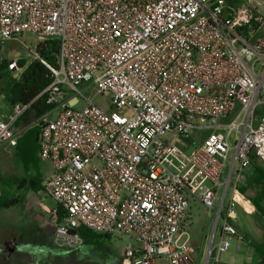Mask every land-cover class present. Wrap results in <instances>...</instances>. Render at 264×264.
<instances>
[{
	"label": "built area",
	"instance_id": "2783aa9c",
	"mask_svg": "<svg viewBox=\"0 0 264 264\" xmlns=\"http://www.w3.org/2000/svg\"><path fill=\"white\" fill-rule=\"evenodd\" d=\"M259 5L0 0V44L26 32L59 39V66L41 59L53 81L0 117V145L12 147L21 134L16 124L41 94L55 105L41 116L38 153L52 166L44 185L57 202L48 210L57 248H80L83 226L135 239L119 264H155L162 257L193 264L191 199L210 211L218 203L213 235L222 219L220 241L208 250L206 264L229 250L232 237L242 240L233 203H241L243 170L254 160L264 164ZM19 69L16 59L8 62V70ZM82 83L109 92L113 110L86 97ZM77 95L84 97L82 108Z\"/></svg>",
	"mask_w": 264,
	"mask_h": 264
},
{
	"label": "rangeland",
	"instance_id": "374dc122",
	"mask_svg": "<svg viewBox=\"0 0 264 264\" xmlns=\"http://www.w3.org/2000/svg\"><path fill=\"white\" fill-rule=\"evenodd\" d=\"M260 1L259 9L264 13V0ZM258 36H264V27L258 33ZM42 38L38 35L26 32L18 39L10 40L5 44H0V57L9 62L12 59L18 61L21 69L10 71L13 77H19L23 71L20 65V60L24 59L26 64L36 59V46ZM80 88L83 90L86 97H93V102L106 112L113 110L111 102V94L109 92L98 93L93 86L82 83ZM70 97L75 96L74 93L69 94ZM80 103L77 108L84 106V97L79 96ZM9 103L5 97L0 94V116L4 114L9 107ZM57 110L51 113L55 116ZM42 118L35 111L28 113V116L20 120L16 124V129L20 131V136L23 132L32 126L41 127ZM226 132L225 128L219 129ZM210 130L204 131L206 135ZM202 137H200L201 139ZM199 138L197 140H200ZM233 143V140H231ZM233 151L231 155H233ZM39 158V153L37 151ZM38 166L34 164L25 167L15 154V150L7 145H0V191L1 196H16L20 199L18 203L11 204L0 208V244L2 252L0 255V264H119L122 253L128 245L136 246L135 239L120 235L104 236L96 238L93 241L83 243L82 250L75 253L63 252L55 249L52 244L51 234L54 230L53 222L51 223V215L48 210L57 207L56 200L49 195L45 190H32L31 188L22 187V190H16L14 185L13 190H7L4 185L5 181L12 182L15 177L31 178L37 174V169L43 173V180L52 173V166L49 161H44L39 158ZM229 165V162L226 163ZM253 166L262 167L264 164L258 160L253 161ZM247 170L243 172V177L246 176ZM249 176V174H248ZM252 176V175H251ZM256 173L250 177L249 186L254 190L250 193V198L255 205L256 211H248L233 203L235 211L236 223L244 233H247L248 240H240L238 237H232L231 246L228 251L219 255L216 260L215 256L210 258L209 264H255L260 261V254L257 251L255 244L257 242L264 243V196L260 197V192L264 190V185L256 182ZM14 184V183H13ZM232 186H229L226 193V206L229 204L232 197ZM15 190V191H14ZM14 191V192H12ZM18 195V196H17ZM258 201V205L257 202ZM192 202L193 221L188 228L190 233V244L195 249V263L206 264V256L210 248H214L220 241V225L215 228L216 214L218 211V203L213 210L210 209L201 201ZM250 206L247 202L245 205ZM263 206V207H262ZM261 211H257L260 210ZM10 242H14L15 246L21 248V252L15 257L14 247H10ZM240 244V249L237 248ZM33 246L32 248H29ZM76 251V250H72ZM30 254H33L31 256ZM155 264H172L166 258H158Z\"/></svg>",
	"mask_w": 264,
	"mask_h": 264
},
{
	"label": "trees",
	"instance_id": "16d2710c",
	"mask_svg": "<svg viewBox=\"0 0 264 264\" xmlns=\"http://www.w3.org/2000/svg\"><path fill=\"white\" fill-rule=\"evenodd\" d=\"M36 51L40 58H36L28 64H26L24 59L19 61L20 65L23 67V71L17 78L13 77L10 70H8V62L6 59L2 60L0 63V94L12 105L17 102L27 103L35 99L53 81L51 69L45 65L41 59H45L52 67L59 66V39L56 37L42 38L37 43ZM47 98L48 95L46 93L41 94L36 99L31 109L25 113L20 120L27 117L28 113L31 111H35L38 116H42L54 108L55 105L48 103ZM39 133L40 127L32 126L22 133L18 139L17 145L12 146L15 150L17 159L23 163L25 167H29L32 164L38 166V162L40 161L37 156ZM255 173L257 176L256 182L264 185V169L255 166ZM13 180L12 182H4L7 190H13L14 185L16 186L15 189H19V191L22 190V187H28L36 191L45 190L43 173L38 169L37 174L31 178L15 177ZM241 190H243V188H241ZM263 196L264 190L260 192V197ZM19 201L20 199L16 196H0V208L18 203ZM256 202L258 205V201ZM79 231L85 242L93 241L96 238H102L104 236H110V234L93 232L83 226L79 228ZM255 247L262 257V264H264V243L257 242Z\"/></svg>",
	"mask_w": 264,
	"mask_h": 264
},
{
	"label": "crops",
	"instance_id": "0c3cea01",
	"mask_svg": "<svg viewBox=\"0 0 264 264\" xmlns=\"http://www.w3.org/2000/svg\"><path fill=\"white\" fill-rule=\"evenodd\" d=\"M9 105L10 106L8 107V109H6V111L4 112V114H2L0 117L6 118L11 113V111H12V104L9 103ZM244 170H243V172H244ZM246 170H247V174H246V176L243 177V180H242V182L240 183V186H239L240 192H241V203H237V204L240 205L242 208L245 207L248 211H256V209H255L256 207H255L254 203L252 202V199L250 198V195H249L250 193H253L254 192V190L251 189L250 186H249L250 185L249 184L250 177H253L255 175V169H254L253 163L249 167H247ZM248 174H249V176H248ZM44 181H45V179H44ZM241 188H243V190H241ZM192 200H194V203H197L198 202L197 199H192ZM246 202L250 206H247V204L245 205ZM191 205H192V202H191ZM257 211H261V209L260 210H257ZM190 215H191V223H192V221H193V218H192V216H193L192 206L190 207ZM51 223H52V221H51ZM53 226H54V224H53ZM237 227H238L239 235L242 237V240H248L249 238H248L247 233H244V231L241 230V228L239 227V225H237ZM53 233H54V230H53V232L51 234V240L50 241H52V244L54 245V243H53ZM5 245L6 244H4L3 246H5ZM8 245H9V249L12 246L14 247V251L12 253H14L15 257L21 252V248H18L17 246H15L14 242H10V244H8ZM238 245H240V244H238ZM3 246H2V244H0V255H1V252H2V247ZM32 247L33 246H30L29 248H32ZM240 247L238 248V246H237L238 249H240ZM55 249L60 250V251H63V252L67 251V250L59 249L56 246H55ZM81 250H82V246L80 248L76 249V251H67V252H69V253H75V252H79ZM30 255L33 256V254H30ZM255 264H262V257H261V255H260V261L258 263H255Z\"/></svg>",
	"mask_w": 264,
	"mask_h": 264
}]
</instances>
